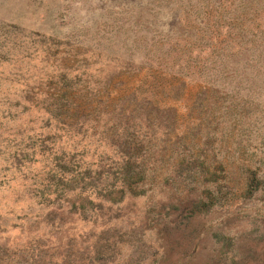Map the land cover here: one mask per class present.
I'll list each match as a JSON object with an SVG mask.
<instances>
[{"label":"rangeland","instance_id":"obj_1","mask_svg":"<svg viewBox=\"0 0 264 264\" xmlns=\"http://www.w3.org/2000/svg\"><path fill=\"white\" fill-rule=\"evenodd\" d=\"M0 264H264V0H0Z\"/></svg>","mask_w":264,"mask_h":264}]
</instances>
